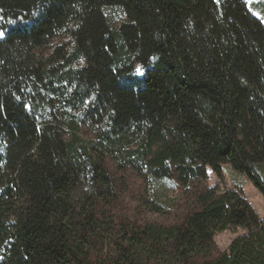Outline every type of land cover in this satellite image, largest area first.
<instances>
[{"label":"trees","instance_id":"1","mask_svg":"<svg viewBox=\"0 0 264 264\" xmlns=\"http://www.w3.org/2000/svg\"><path fill=\"white\" fill-rule=\"evenodd\" d=\"M223 164L264 199L246 0H0V264H264V220L208 184Z\"/></svg>","mask_w":264,"mask_h":264},{"label":"rangeland","instance_id":"2","mask_svg":"<svg viewBox=\"0 0 264 264\" xmlns=\"http://www.w3.org/2000/svg\"><path fill=\"white\" fill-rule=\"evenodd\" d=\"M249 10L258 18L264 21V0H246ZM144 75V69L137 66L132 76L141 78ZM222 175L218 177L210 168H208V184L218 190H241L242 195L250 203L252 208L258 214L259 218L264 220V199L255 189L248 178L241 172L233 169L229 164H223ZM257 172L264 179V164L256 166ZM149 200L160 204L163 207L171 208L176 198L175 184L169 178H150L148 186ZM246 232L242 229H226L217 232L214 240L220 250L228 249L230 243L238 236Z\"/></svg>","mask_w":264,"mask_h":264}]
</instances>
